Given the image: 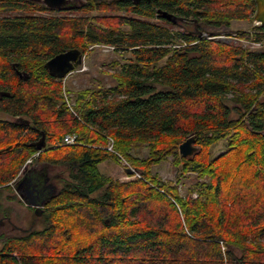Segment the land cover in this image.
I'll use <instances>...</instances> for the list:
<instances>
[{"label":"trees","instance_id":"obj_1","mask_svg":"<svg viewBox=\"0 0 264 264\" xmlns=\"http://www.w3.org/2000/svg\"><path fill=\"white\" fill-rule=\"evenodd\" d=\"M79 4L59 11L0 0V114L11 117H0V196L12 192L4 198L21 202L20 171L32 180L45 171L32 164L68 171L44 203L41 229L1 234L0 264H264V27L237 33L259 42L256 50L202 35L252 20L254 0ZM155 7L192 25L172 29L137 17H153ZM95 44L131 57L116 63L114 84L80 90L70 109L62 79L44 64ZM42 134L50 145L37 151ZM67 134L74 145H59ZM190 134L200 150L182 157L178 147ZM109 138L140 177L120 181L99 171L117 159L105 149ZM225 138L227 148L210 158V146ZM139 146L146 156L132 152ZM168 156L182 174L197 173L196 197L152 174Z\"/></svg>","mask_w":264,"mask_h":264},{"label":"rangeland","instance_id":"obj_2","mask_svg":"<svg viewBox=\"0 0 264 264\" xmlns=\"http://www.w3.org/2000/svg\"><path fill=\"white\" fill-rule=\"evenodd\" d=\"M55 14L57 13L55 12ZM257 25L260 24L255 22L253 19L233 20L231 21L230 29H225L227 32H223L226 34H223L221 31L222 34L208 36L205 32L206 29L203 28L202 35L213 40L222 41L223 43L241 46L242 48L250 50H256L261 46L259 45V43L252 41V39L250 38H240L237 36V33L238 31H243L248 32L250 35H252L254 32H256V29H254L253 27ZM171 28L178 29V27H172V25ZM208 29L210 28H207V30ZM130 57L131 54L127 50H115L114 47L110 45L95 44L89 46L87 54L82 55V62L79 65H76L75 68H73V70L61 80L63 97L69 108H73L74 98L80 90L86 88H103L114 84L112 73L118 68L116 66V63L122 64L123 62L128 61ZM0 117L4 119H11V117L5 114H0ZM227 142V138H225L218 140L216 143L211 145L208 151L209 157L215 158L223 153L227 148ZM110 144L112 148L111 139L108 140V144L105 149L109 150L108 148ZM49 145L50 144L45 143L43 149H45ZM59 145L68 146L74 144H64L62 140ZM111 151H114L117 154V159L116 161L105 160L104 162L99 164L98 168L101 173L111 177L112 179H117L120 181H128L133 178L140 177V174L135 171V169L131 166L129 161L124 156H122L115 150ZM132 152L139 157H143L148 154V149L146 146H139L138 148H133ZM30 161L31 160L29 159L28 162ZM30 167L34 169L42 168V170H45H43L46 173L47 185L43 189L45 192L50 191L53 185L55 187V191L58 190L59 188H61L63 182L68 178V171L64 166L44 165L42 167L38 164H32ZM21 172L22 170L20 171V173ZM151 172L163 182L171 183L173 185L177 184L181 196L188 195L190 191L193 197L197 196V192L193 191L196 181L199 178L197 173L188 172L182 174L180 169L174 165L172 156H168L166 160L152 166ZM14 188V192L17 193L18 191L16 184L14 185ZM1 193L2 194L0 196V202L3 205L5 213L2 214L0 212V236L1 234L9 236H20L31 230L42 228V215L44 212H34L33 207L27 205V200L20 194L19 196L22 199L21 202L17 201L16 199L8 200L4 198L6 195L12 194V192L10 193L2 191ZM40 208L41 206L36 209ZM261 242L264 245V238L261 240ZM222 249L224 250L225 247L222 246Z\"/></svg>","mask_w":264,"mask_h":264},{"label":"water","instance_id":"obj_3","mask_svg":"<svg viewBox=\"0 0 264 264\" xmlns=\"http://www.w3.org/2000/svg\"><path fill=\"white\" fill-rule=\"evenodd\" d=\"M44 3L49 8H62L66 0H32ZM256 9L253 20L264 27V0H254ZM65 8V7H64ZM82 62V53L77 49H68L50 57L44 64L50 75L57 79L64 78L73 70L76 65ZM45 135L42 134L40 140L35 144L37 151H41L45 145ZM200 150L196 144L195 134H190L183 142L180 143L178 151L182 157H192ZM26 199V198H25ZM27 200V199H26ZM27 205L39 208L41 205L34 201L27 200ZM42 212V207L40 208ZM37 213V212H36ZM109 222V218L105 220Z\"/></svg>","mask_w":264,"mask_h":264},{"label":"flooded vegetation","instance_id":"obj_4","mask_svg":"<svg viewBox=\"0 0 264 264\" xmlns=\"http://www.w3.org/2000/svg\"><path fill=\"white\" fill-rule=\"evenodd\" d=\"M82 0H66L65 3L62 5V8H51L55 10H64L69 8L78 7ZM97 1H103V0H97ZM133 5L142 4L145 2H149L150 0H128ZM65 7V8H64ZM133 15V14H131ZM135 16V15H133ZM138 18L149 20L155 24H166V25H174L179 28H182L185 25H189V27L192 25L186 18H182L181 15H179L176 12H172L170 10H165L160 7H155V13L153 17H141L137 16ZM158 20V21H153ZM194 25V24H193ZM37 170V169H35ZM38 171V170H37ZM35 171V178L32 180L30 177H26L25 172H21L16 179V186L19 191V194L26 198L29 201H34L39 203L41 207H44V203L49 198V196L55 192V187L53 185L52 191L45 192L43 189L47 185L46 184V173L44 172H37ZM26 178V183L24 182ZM51 193V194H50ZM33 207L34 212L40 211V209H36V207Z\"/></svg>","mask_w":264,"mask_h":264},{"label":"built area","instance_id":"obj_5","mask_svg":"<svg viewBox=\"0 0 264 264\" xmlns=\"http://www.w3.org/2000/svg\"><path fill=\"white\" fill-rule=\"evenodd\" d=\"M257 43H259V42H257ZM259 45H260V43H259ZM109 139H111V138H109ZM63 142H64V144H74L75 143L74 135H72V134L65 135L63 138ZM108 149L112 150L111 144L109 145Z\"/></svg>","mask_w":264,"mask_h":264}]
</instances>
